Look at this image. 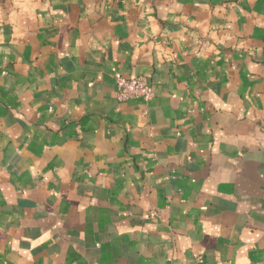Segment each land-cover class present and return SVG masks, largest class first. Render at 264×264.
Returning <instances> with one entry per match:
<instances>
[{
    "label": "crops",
    "instance_id": "1",
    "mask_svg": "<svg viewBox=\"0 0 264 264\" xmlns=\"http://www.w3.org/2000/svg\"><path fill=\"white\" fill-rule=\"evenodd\" d=\"M0 264H264V0H0Z\"/></svg>",
    "mask_w": 264,
    "mask_h": 264
},
{
    "label": "built area",
    "instance_id": "2",
    "mask_svg": "<svg viewBox=\"0 0 264 264\" xmlns=\"http://www.w3.org/2000/svg\"><path fill=\"white\" fill-rule=\"evenodd\" d=\"M115 80L117 98L120 101L142 100L148 102L154 97L153 86L141 76L117 74Z\"/></svg>",
    "mask_w": 264,
    "mask_h": 264
}]
</instances>
